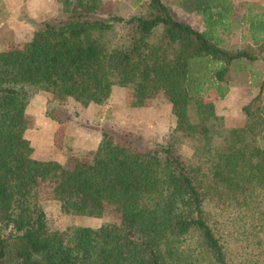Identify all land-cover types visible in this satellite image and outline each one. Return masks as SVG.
Returning a JSON list of instances; mask_svg holds the SVG:
<instances>
[{
  "label": "trees",
  "instance_id": "obj_1",
  "mask_svg": "<svg viewBox=\"0 0 264 264\" xmlns=\"http://www.w3.org/2000/svg\"><path fill=\"white\" fill-rule=\"evenodd\" d=\"M101 1L59 0V16L39 22L19 46L0 49V264H229L207 204L213 189L246 203L264 196V81L243 106L241 126H226L204 95L215 88L224 97L232 65L258 56L223 45L234 21L228 1H182L202 15L203 30L174 17L163 0H148L146 13L127 18L103 15ZM245 19L264 52V8ZM116 83L133 88L136 105L159 92L171 102L177 123L165 143L140 149L104 127L91 158L33 155L26 136L33 95L102 105ZM54 113L47 110L61 121ZM184 142L193 149L189 159ZM43 181L64 211L101 217L111 206L119 221L52 227Z\"/></svg>",
  "mask_w": 264,
  "mask_h": 264
},
{
  "label": "rangeland",
  "instance_id": "obj_2",
  "mask_svg": "<svg viewBox=\"0 0 264 264\" xmlns=\"http://www.w3.org/2000/svg\"><path fill=\"white\" fill-rule=\"evenodd\" d=\"M10 1L16 4L17 0ZM53 1L59 3H57V9L52 7L53 11L61 12L62 7L59 0ZM163 1L168 5L174 17L198 29L205 28L202 15L187 11L181 5L183 0ZM222 1L214 0V4ZM225 1L231 4L230 20L234 21L232 30L224 34L223 45L229 49H254L258 58L253 61L235 62L228 73L229 92L222 97L213 88L206 92L204 100L213 105L216 114L223 116L226 126H241L245 122L243 106L260 92L264 81V52L253 42L248 25L244 20L247 16L262 10L264 0ZM147 4L148 0H102L100 13L127 18L135 14L146 13ZM1 7L0 2V16L3 17L5 11ZM26 10L24 8V11H20L21 15H24L25 28L13 37L12 34L5 38L3 35V38L7 39L5 42L12 43L11 46H19L29 37L31 39L36 26L42 21L27 15ZM59 14L56 13L50 18L59 16ZM31 31L32 34H30ZM124 31V25H118L116 28L118 35ZM36 94L31 97L27 106L30 126L26 131V136L35 141V130L33 132L32 129L36 124L43 123L38 116L47 115L48 109H54V114L60 116L62 120L56 119L58 123L56 126H60V129L52 134V145L59 149L62 162L76 158H91L94 151L78 146V140L96 138V134L104 127L112 128L118 135L125 136L132 141L133 146L147 149L165 143L177 123L171 102L162 92L147 99L143 105H136L133 100V88L122 86L119 83L113 86L110 98L102 105L92 103L93 105L83 106L71 97L63 102L54 101L51 98L47 101L44 96H49L51 93L46 92L41 97ZM262 98L264 100V86ZM57 130L56 127L55 131ZM181 153L184 157L191 158L193 154L191 145L184 142L181 146ZM39 190L41 204L47 213L50 225L54 228L65 229L75 225L95 227L104 222H118L120 219L119 213L111 206H107L101 217L66 212L61 207V203L54 198L51 182H41ZM228 193L225 189L211 190L207 209L211 214L210 220L215 231L226 248L229 264H264V196L255 193L252 200L246 203L242 199L236 200L228 197ZM190 243L194 245V240Z\"/></svg>",
  "mask_w": 264,
  "mask_h": 264
},
{
  "label": "crops",
  "instance_id": "obj_3",
  "mask_svg": "<svg viewBox=\"0 0 264 264\" xmlns=\"http://www.w3.org/2000/svg\"><path fill=\"white\" fill-rule=\"evenodd\" d=\"M0 2L2 3L1 9L5 11L3 17L0 16V49L12 47V43L5 42V40L7 39L4 38L9 34H12L13 37L25 28L24 15H21L22 12H20L21 10L24 11V8L27 9V15H29L33 19L35 18L36 20L50 19V17L56 15V13L57 15L60 13V11H56V13L53 11V9H57L58 3L53 0H36V2H34V0H17L16 4H12L10 0H0ZM30 34H32V31ZM2 45L4 47H2ZM44 93L46 92H38L36 96L41 97ZM44 97L47 99V101L49 98H53L52 94ZM38 117L42 119L43 123L41 125L36 124L35 128L32 129L33 132L35 130L34 137L36 138L35 141L37 142L35 143L33 139H30L34 147L33 155L39 159H57L61 161V158L59 157V149L52 145V134L54 132H58L60 126H56V124L58 125L56 119L50 117L48 114H42ZM56 127L58 129L57 131H55ZM101 136L102 131L96 134V138H87L83 141L78 140V146L82 147L85 150L95 151L101 140Z\"/></svg>",
  "mask_w": 264,
  "mask_h": 264
}]
</instances>
